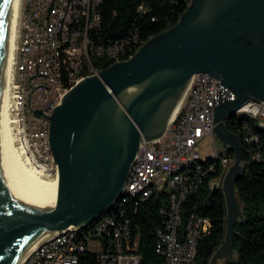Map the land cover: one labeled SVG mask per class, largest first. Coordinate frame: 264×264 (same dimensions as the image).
Wrapping results in <instances>:
<instances>
[{"label":"water","instance_id":"1","mask_svg":"<svg viewBox=\"0 0 264 264\" xmlns=\"http://www.w3.org/2000/svg\"><path fill=\"white\" fill-rule=\"evenodd\" d=\"M9 11L10 0H0V95ZM198 72L217 76L237 93L214 112V135L235 160L222 185L214 184L225 194L227 215L210 264L232 256L235 224L243 217L236 182L245 153L227 120L249 99L264 100V0H191L176 24L148 38L133 56L69 89L48 115L59 174L57 207L31 206L24 184L0 157V264L13 263L38 236L86 226L108 211L122 196L141 140L163 134ZM130 85L138 89L121 103Z\"/></svg>","mask_w":264,"mask_h":264},{"label":"built area","instance_id":"2","mask_svg":"<svg viewBox=\"0 0 264 264\" xmlns=\"http://www.w3.org/2000/svg\"><path fill=\"white\" fill-rule=\"evenodd\" d=\"M103 0H21L12 69H20V77L10 79V123L16 141L29 161L48 172L58 168L50 140L51 115L64 94L86 76L99 72L92 62L94 54L106 57L116 48L129 46L134 36L108 43L98 42L92 32L102 22ZM13 84H20V98H13ZM237 93L220 78L209 72L195 73L183 94L179 109L159 137L143 138L135 154L123 188L145 186L154 182V189H146L144 199L154 190L170 194L166 230H161L158 252L165 256L164 264L193 262V252L199 237L211 226L208 217L192 213L182 236V203L201 182L207 169L217 170L218 164L195 165V158H204L200 141L214 135L215 107L234 100ZM241 107L258 112L264 121V100L253 97ZM13 109H21L22 117L13 116ZM42 111L38 114L36 111ZM247 140L257 135L248 127ZM215 136V135H214ZM210 155L225 158L229 167L235 157L224 149ZM223 150V151H222ZM180 162L190 163V172L181 179H172L171 171ZM224 176L210 179L221 186ZM106 235L108 242L103 239ZM44 240V239H43ZM138 238H133L129 219L118 221L114 215L105 217L92 229L74 231L62 237L52 247L38 251V244L18 264H81L80 254L92 252L100 264H139L141 254L136 251Z\"/></svg>","mask_w":264,"mask_h":264},{"label":"trees","instance_id":"3","mask_svg":"<svg viewBox=\"0 0 264 264\" xmlns=\"http://www.w3.org/2000/svg\"><path fill=\"white\" fill-rule=\"evenodd\" d=\"M190 1L103 0L101 26L92 34L98 42L103 43L134 36L129 46H125L128 54L132 50L130 55H133L148 38L176 24ZM91 59L99 70L113 62L97 54L92 55ZM246 124L257 135L256 139L245 138L248 134ZM227 125L240 135L244 146V171L236 182L243 217L238 218L235 224L234 254L223 257L219 264H264V126L247 114L232 116L227 120ZM228 153L234 155L233 151ZM202 162L207 165L211 161ZM217 167L214 172L202 174L197 188L182 203L179 235L182 236L192 213L211 220L209 231L199 237L193 264H210L225 235L226 197L219 186L214 188L210 183V179L222 173V165L218 164ZM135 199L142 198L130 196L126 201L118 200L84 230L100 225L101 220L110 215H114L118 221L128 218L132 236L138 238L136 251L141 254L139 264H164L165 256L158 252L157 244L160 231L166 230L167 214L163 209L170 207V194L165 190H154L145 200L135 203ZM106 235L103 239L107 243ZM80 258L81 264H100L92 252L82 253Z\"/></svg>","mask_w":264,"mask_h":264},{"label":"bare ground","instance_id":"4","mask_svg":"<svg viewBox=\"0 0 264 264\" xmlns=\"http://www.w3.org/2000/svg\"><path fill=\"white\" fill-rule=\"evenodd\" d=\"M20 2L21 0H10L8 36H7L5 65H4V78H3L2 90L0 95L1 164L5 168H7L10 172H12L16 177H18L20 181L24 184L28 195L29 203L31 206H37L44 209H53L57 207L59 203L58 168L54 172V175H52L50 172H48V170L45 167H39L38 165H34L31 161H29L24 154V149L20 148L17 145L16 135L10 123V117H11L10 116V79H11V75L12 77H20V69H12V59L16 45V34H17L18 19L20 14ZM131 51L132 50L129 51L130 54ZM127 54L128 52L126 51L124 46L122 48L114 49L113 54L106 57V59L113 62L119 60H125L133 56L135 53L133 55L128 54V56ZM135 86L138 87V85H130L125 90H128L129 93L133 89H135ZM13 98H20V84H13ZM181 100L182 99H180L179 102L177 103L170 119L174 117L177 110L179 109ZM13 110H14L13 116L22 117L21 109H13ZM244 114H247L252 118L257 119L259 124L262 127L264 126V121L258 120V112H256V110L252 108L240 107L237 109L236 114L234 116H239ZM202 160H204V162L211 161L207 165H214L217 163L222 165V173L220 174V176H224L227 170L229 169L228 160H226L225 158H218V155H211L206 157L205 159L195 158V165H204L205 163L203 164ZM209 171L214 172L215 169H207L205 171V174ZM189 172H190V163L180 162L179 164L176 165V167L172 168L171 178L181 179L182 177L188 175ZM52 176L54 178H52ZM146 189H154V182H145V186H137L136 188H123V193L119 200L126 201L127 199H129L130 196H139L140 198L144 199L146 197ZM89 224L87 225L89 226ZM86 226L65 228L46 237L44 240L42 239L46 236V234L38 236L37 239H35V241L32 244H30V246H27L22 251V253L17 257V259L11 264H18L21 261V259H23V257L27 254V252H29L37 244H38V251H45L46 247H52L53 243H56L58 240H61L62 237H69L70 233H74V231L84 230ZM197 248H195L193 252V262L196 257ZM193 262L188 264H193Z\"/></svg>","mask_w":264,"mask_h":264},{"label":"rangeland","instance_id":"5","mask_svg":"<svg viewBox=\"0 0 264 264\" xmlns=\"http://www.w3.org/2000/svg\"><path fill=\"white\" fill-rule=\"evenodd\" d=\"M137 89H138V87L135 86V89H133V90H132L131 92H129V93H128V90L123 91V92L121 93L120 97H119L120 102L123 103V102L126 100V98L129 97L130 95H132V93H134V91H136ZM13 111H14V110H13ZM214 139L216 140V141H215V144L217 145V148H218V149H223L222 142H221V140H220L219 138H216L214 135L208 136V137L204 138L202 141H200V144H199V147H200V149H201V151H202V154H203L204 156H206V157L211 156L210 153L214 150V146H213V141H214ZM17 145H18V143H17ZM18 146H19V145H18ZM206 157H204V159H205ZM56 170H57V168H56ZM56 170H55V171H56ZM55 171L51 172V174L54 175V172H55ZM52 178H54V177L52 176ZM222 258H223V257H220V258L218 259V264L221 262V259H222Z\"/></svg>","mask_w":264,"mask_h":264}]
</instances>
